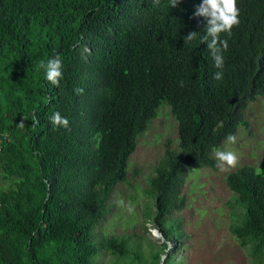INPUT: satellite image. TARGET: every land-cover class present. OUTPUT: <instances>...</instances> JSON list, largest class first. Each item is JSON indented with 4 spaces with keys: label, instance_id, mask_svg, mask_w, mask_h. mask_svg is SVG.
I'll return each mask as SVG.
<instances>
[{
    "label": "trees",
    "instance_id": "16d2710c",
    "mask_svg": "<svg viewBox=\"0 0 264 264\" xmlns=\"http://www.w3.org/2000/svg\"><path fill=\"white\" fill-rule=\"evenodd\" d=\"M201 2L0 0V264H93L101 250L129 264H162L161 248L183 235L170 215L183 207L187 171L216 170L211 154L249 127L245 110L264 97V0H237L240 23L230 37L220 34L228 42L220 81L200 40L207 21L194 16ZM189 32L197 36L184 42ZM57 54L59 87L39 67ZM163 103L179 151L167 149L156 166L153 212L143 217L159 228L164 247L144 256L131 254L125 236L94 243L110 195L129 184L137 138ZM57 111L68 129L53 128ZM225 184L237 208L229 232L249 264H264V148L257 168L241 166ZM167 256L163 264H179Z\"/></svg>",
    "mask_w": 264,
    "mask_h": 264
},
{
    "label": "rangeland",
    "instance_id": "374dc122",
    "mask_svg": "<svg viewBox=\"0 0 264 264\" xmlns=\"http://www.w3.org/2000/svg\"><path fill=\"white\" fill-rule=\"evenodd\" d=\"M166 106L165 103L160 106L157 117L138 136L136 150L127 161L129 184L117 185L110 195L108 215L95 228L94 243H99V239L105 237L125 236L129 238L131 254L138 249L147 256L150 249L159 250L165 241L159 228L145 220L143 214L146 210H153V199L148 195V190L156 166L163 160L167 149L179 151L176 122ZM245 111L249 127H238L234 134L236 143L229 144L225 140L219 148L234 151L238 156L237 165L227 171L209 167L187 171L180 192V197H184L183 207L170 215V221H180L183 235L177 241L168 240L166 247L162 246V264L168 253L179 264H249L247 251L229 232L233 212L237 208L232 206L233 193L226 187L225 176L244 165L258 167L264 148V97L249 103ZM211 156L217 164L214 152ZM1 187L3 182L0 178ZM129 207L133 208L132 212L128 211ZM152 229L156 230L155 234ZM156 245L158 249L154 247ZM129 263L130 258L118 260L101 250L93 264Z\"/></svg>",
    "mask_w": 264,
    "mask_h": 264
},
{
    "label": "clouds",
    "instance_id": "9594fccd",
    "mask_svg": "<svg viewBox=\"0 0 264 264\" xmlns=\"http://www.w3.org/2000/svg\"><path fill=\"white\" fill-rule=\"evenodd\" d=\"M180 0H169L170 7H177ZM160 0H152V6H159ZM194 16L204 17L207 21L206 32L200 37L201 43L207 44V49L210 51L212 59L214 61V67L218 69L213 74V79L220 81L223 79V67L224 58L223 51L228 49V42L225 39L220 38L221 33H226L229 37L231 36V30L234 26H238L239 20V9L237 7V0H202L197 7ZM197 36V32H189L183 39L184 42H190ZM62 61L60 56L54 55L49 58L47 62H40L39 67L43 68L46 73V80L53 86L59 87L60 79L62 77ZM180 86L183 87V82H180ZM84 92L83 88H75L74 93L82 95ZM50 123L53 128L63 127L68 129L69 121L66 117H62L60 113L54 112L49 117ZM39 121L33 116V126ZM18 127L24 128L25 121L22 118ZM239 129V128H238ZM237 129V130H238ZM226 142L229 144L236 143V136L229 134L226 137ZM215 160L217 161L216 167L221 171H227L234 168L238 163V156L234 151H224L219 148L214 151ZM122 203V201L120 202ZM129 212L133 211L132 207L128 208ZM155 234L156 230L152 229Z\"/></svg>",
    "mask_w": 264,
    "mask_h": 264
}]
</instances>
